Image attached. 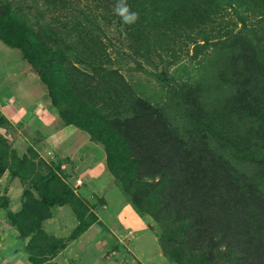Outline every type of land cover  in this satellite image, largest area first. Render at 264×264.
I'll list each match as a JSON object with an SVG mask.
<instances>
[{
	"label": "rangeland",
	"instance_id": "rangeland-1",
	"mask_svg": "<svg viewBox=\"0 0 264 264\" xmlns=\"http://www.w3.org/2000/svg\"><path fill=\"white\" fill-rule=\"evenodd\" d=\"M71 2L42 39L72 44L73 97L0 40V84L34 101L0 111V264H264V0Z\"/></svg>",
	"mask_w": 264,
	"mask_h": 264
},
{
	"label": "trees",
	"instance_id": "trees-1",
	"mask_svg": "<svg viewBox=\"0 0 264 264\" xmlns=\"http://www.w3.org/2000/svg\"><path fill=\"white\" fill-rule=\"evenodd\" d=\"M52 1L44 0V2H42V0H35L33 5H29V0H0V40L6 46L10 48H18L23 52L24 58L30 64L36 66L37 70L42 74V76H44L49 85L52 97L58 100L59 97H65L67 94L71 95V86L69 85L70 78L68 76V67L66 65V54L71 50L72 44L63 40L61 37L57 38L55 41V48H51L50 45H45V41L43 42V36H47L52 31L48 27L53 26V24L51 25V22L49 20L46 21L45 19V16L49 18L51 14H53L52 10L48 7V2ZM61 1L65 5L64 7H66L67 4L72 5V0ZM68 6L63 9L69 12ZM35 11L37 13L34 14ZM73 13L74 12L71 11L70 14ZM66 18L68 21L62 22L63 27L65 26L64 24L69 23L71 19L70 15ZM88 22H90L91 25H94V23L98 24L96 21H94V23L91 21ZM74 69L76 70V68ZM69 97L73 96L71 95ZM69 102L70 105L65 110L64 116H66V118L72 123L76 124V126L89 130L96 139L105 144L109 155V167L112 171H115L112 167L113 164L111 163V157L114 155L120 158V155L122 154L121 152L119 153V150H116L119 148V142H112V140L116 139L115 135L113 138L110 137V135L104 136L103 134L94 131L91 126H86L84 124V121L86 120H80L77 118V116H81L83 113L82 104L76 103L77 101H75L74 98H72V100L69 99ZM84 116L86 115L84 114ZM92 125L98 129L97 125ZM118 139L125 147L127 143L125 142L124 137L121 135L120 137L118 136ZM113 148H115V150H113ZM128 166H131V164ZM117 170L118 171L115 173L116 175H119V169ZM134 171H136V169ZM129 174L130 170H126V175L128 176ZM49 177L50 176L43 179L49 180ZM69 190L71 189L69 188ZM146 192L149 191L147 190ZM46 204L47 207H52L54 205L61 206L64 204V198L57 201L50 199L46 202ZM28 212L29 214L27 215V218L34 219L37 217L38 213H41V210H28L26 213ZM48 217L50 216H45V218ZM39 218L44 217L40 216ZM31 221L34 225L35 220ZM20 226L23 227L24 225L20 224ZM29 230H31V228L26 230V232ZM84 232L85 227L83 228L79 225L73 237L77 238Z\"/></svg>",
	"mask_w": 264,
	"mask_h": 264
},
{
	"label": "crops",
	"instance_id": "crops-1",
	"mask_svg": "<svg viewBox=\"0 0 264 264\" xmlns=\"http://www.w3.org/2000/svg\"><path fill=\"white\" fill-rule=\"evenodd\" d=\"M11 83L0 84V111L5 115L8 114V117L15 121H17L18 114H20V118H27L28 116H24L29 112L27 104L33 105L34 102L31 91L28 92L25 88L21 90L20 83H15L14 81ZM24 112L25 114L23 115ZM86 233H83L76 242H81L85 238L84 235Z\"/></svg>",
	"mask_w": 264,
	"mask_h": 264
},
{
	"label": "clouds",
	"instance_id": "clouds-1",
	"mask_svg": "<svg viewBox=\"0 0 264 264\" xmlns=\"http://www.w3.org/2000/svg\"><path fill=\"white\" fill-rule=\"evenodd\" d=\"M117 11L125 23H132L137 17V13L134 11H129V8L126 4L120 7Z\"/></svg>",
	"mask_w": 264,
	"mask_h": 264
},
{
	"label": "built area",
	"instance_id": "built-area-1",
	"mask_svg": "<svg viewBox=\"0 0 264 264\" xmlns=\"http://www.w3.org/2000/svg\"><path fill=\"white\" fill-rule=\"evenodd\" d=\"M83 183H82V181L79 179L78 180V185H82Z\"/></svg>",
	"mask_w": 264,
	"mask_h": 264
}]
</instances>
